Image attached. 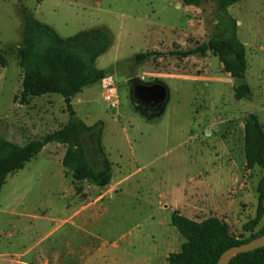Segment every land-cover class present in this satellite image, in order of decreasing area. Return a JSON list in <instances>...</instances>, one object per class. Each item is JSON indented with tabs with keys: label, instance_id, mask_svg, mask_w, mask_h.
Instances as JSON below:
<instances>
[{
	"label": "rangeland",
	"instance_id": "1",
	"mask_svg": "<svg viewBox=\"0 0 264 264\" xmlns=\"http://www.w3.org/2000/svg\"><path fill=\"white\" fill-rule=\"evenodd\" d=\"M66 38L100 27L112 34L96 62L112 77L73 99L77 119L104 122L103 145L113 178L100 187L76 181L63 166L66 145L53 142L14 172L0 194V264H167L187 241L171 224L175 211L201 222L216 216L246 240L256 217L260 167L246 168L245 119L264 127V0L229 7L246 45L248 99L234 97L235 80L218 56L171 55L206 43L218 20L212 2L181 0H0V139L25 145L63 127L70 115L59 94L20 101L23 11ZM157 55L138 63L136 55ZM108 82V79L106 80ZM135 82L164 83L169 99L149 110L133 97ZM99 163L93 133L84 137ZM264 225V218L254 229Z\"/></svg>",
	"mask_w": 264,
	"mask_h": 264
},
{
	"label": "trees",
	"instance_id": "2",
	"mask_svg": "<svg viewBox=\"0 0 264 264\" xmlns=\"http://www.w3.org/2000/svg\"><path fill=\"white\" fill-rule=\"evenodd\" d=\"M181 1L184 5L193 6L214 3L218 24L206 43L189 50H174L170 52L171 55L185 58L206 55L211 51L235 80V99H248L252 89L246 79V45L238 39V23L229 12V7L242 0ZM21 35L19 53L24 77L20 101L27 103L34 96L59 94L64 99L70 118L60 129L25 145L0 139V194L11 174L24 168L45 146L53 142L66 145L62 163L72 171L76 181H90L100 187L109 185L113 178V163L103 145L104 122L87 125L77 119L72 102L85 87L99 83L107 76V70L98 68L96 62L110 49L112 34L96 27L64 38L53 26L24 10ZM155 55L156 51H146L138 53L135 59L140 64ZM0 64L7 65L1 49ZM244 130L246 168L250 170L257 166L264 170V127L257 114L250 113L246 117ZM90 133L94 135L99 155L97 165L91 163L84 143V137ZM257 193L256 217L244 226L245 231L253 233L246 240L236 238L230 226L216 216L198 222L175 211L171 224L186 235L187 241L182 244L180 251L168 255L167 264H218L222 254L229 248L263 237L264 225L255 232L254 229L264 218V175L258 182ZM229 264H264V246L234 256Z\"/></svg>",
	"mask_w": 264,
	"mask_h": 264
},
{
	"label": "water",
	"instance_id": "3",
	"mask_svg": "<svg viewBox=\"0 0 264 264\" xmlns=\"http://www.w3.org/2000/svg\"><path fill=\"white\" fill-rule=\"evenodd\" d=\"M133 97L140 101L143 107L149 110H156L167 104L169 90L162 82H154L151 84L135 82L133 84ZM263 246L264 236L245 244L233 246L222 254L218 264H224V260L227 256L231 257L225 264H229L230 260L240 253L250 252Z\"/></svg>",
	"mask_w": 264,
	"mask_h": 264
},
{
	"label": "built area",
	"instance_id": "4",
	"mask_svg": "<svg viewBox=\"0 0 264 264\" xmlns=\"http://www.w3.org/2000/svg\"><path fill=\"white\" fill-rule=\"evenodd\" d=\"M107 79H108V82H106ZM104 82H105L104 87L107 90V93L105 95V99L108 101L109 104L115 105L113 98L115 96L116 87L114 85L112 77L109 76L108 78L104 79Z\"/></svg>",
	"mask_w": 264,
	"mask_h": 264
},
{
	"label": "bare ground",
	"instance_id": "5",
	"mask_svg": "<svg viewBox=\"0 0 264 264\" xmlns=\"http://www.w3.org/2000/svg\"><path fill=\"white\" fill-rule=\"evenodd\" d=\"M231 256H227L224 260V264L228 261V259L230 258Z\"/></svg>",
	"mask_w": 264,
	"mask_h": 264
},
{
	"label": "crops",
	"instance_id": "6",
	"mask_svg": "<svg viewBox=\"0 0 264 264\" xmlns=\"http://www.w3.org/2000/svg\"><path fill=\"white\" fill-rule=\"evenodd\" d=\"M76 96H77V95H76ZM76 96H75V97H76ZM75 97H74V98H75ZM74 98H73V99H74Z\"/></svg>",
	"mask_w": 264,
	"mask_h": 264
},
{
	"label": "flooded vegetation",
	"instance_id": "7",
	"mask_svg": "<svg viewBox=\"0 0 264 264\" xmlns=\"http://www.w3.org/2000/svg\"><path fill=\"white\" fill-rule=\"evenodd\" d=\"M161 108V107H160ZM159 109V108H158Z\"/></svg>",
	"mask_w": 264,
	"mask_h": 264
}]
</instances>
